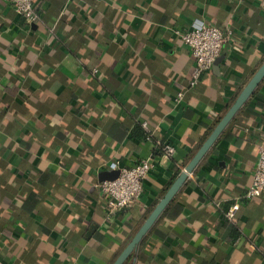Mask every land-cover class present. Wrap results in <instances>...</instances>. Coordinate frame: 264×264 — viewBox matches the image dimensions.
Returning a JSON list of instances; mask_svg holds the SVG:
<instances>
[{"label": "crops", "instance_id": "obj_1", "mask_svg": "<svg viewBox=\"0 0 264 264\" xmlns=\"http://www.w3.org/2000/svg\"><path fill=\"white\" fill-rule=\"evenodd\" d=\"M35 1L29 25L0 0V264H110L263 64L264 0ZM195 20L226 41L191 88L176 33ZM249 103L126 264H264V195L244 199L264 110ZM146 159L142 199L108 222L100 175Z\"/></svg>", "mask_w": 264, "mask_h": 264}, {"label": "built area", "instance_id": "obj_2", "mask_svg": "<svg viewBox=\"0 0 264 264\" xmlns=\"http://www.w3.org/2000/svg\"><path fill=\"white\" fill-rule=\"evenodd\" d=\"M9 3L16 13L23 17L27 24L35 25L40 22L39 11L34 6L33 0H3ZM181 43L185 45L195 61V69L189 82L191 88L210 73L221 55L225 37L223 31L216 26H209L206 22L195 20L187 32L179 33ZM180 94L179 98L182 99ZM149 134L147 141L152 142L153 134L148 124H142ZM162 154L167 159L176 155V148L167 142L156 141ZM155 165L151 160H141L132 167H123L118 162H113L109 171H119V177L113 181H103L98 186L106 199L107 221H113L123 211L133 208L143 197L144 183ZM264 195V146L259 149L258 164L253 173V181L250 188L244 194L245 200H251ZM239 205H233L225 213L228 221H236Z\"/></svg>", "mask_w": 264, "mask_h": 264}, {"label": "water", "instance_id": "obj_3", "mask_svg": "<svg viewBox=\"0 0 264 264\" xmlns=\"http://www.w3.org/2000/svg\"><path fill=\"white\" fill-rule=\"evenodd\" d=\"M222 59H218L214 65V69H218ZM264 83V62L241 91L236 98L235 102L229 108L224 117L214 127L211 134L208 136L206 141L201 145L199 150L195 153L191 161L185 167L184 171L177 177L170 188L167 190L163 198L159 201L153 211L150 213L148 218L145 220L141 228L134 235L132 240L123 249L120 255L117 257L113 264H126L133 255L138 251L144 239L155 227L157 222L164 215L166 210L172 205L177 198L180 191L187 183L190 176H192L200 164L205 160L210 151L218 143L222 135L225 133L227 128L236 119L238 114L245 108V106L252 99L257 90ZM119 177V171H112L102 173L100 175V181H113Z\"/></svg>", "mask_w": 264, "mask_h": 264}, {"label": "trees", "instance_id": "obj_4", "mask_svg": "<svg viewBox=\"0 0 264 264\" xmlns=\"http://www.w3.org/2000/svg\"><path fill=\"white\" fill-rule=\"evenodd\" d=\"M33 3H34V6L36 7V9L38 8V5L36 4V1L35 0H33ZM208 24V23H207ZM209 26H212L211 24H208ZM255 101H256V107H262V109L264 110V98L260 95V91H259V89L257 90V92L254 94V96L252 97ZM248 107H250V103H248L246 106H245V108H244V111H246V110H248ZM143 123H147L148 124V126H149V123L147 122V121H145V122H143ZM142 123V124H143ZM142 126V125H141ZM230 127V126H229ZM143 128V127H142ZM143 130H144V128H143ZM212 130V129H211ZM228 130H229V128H228ZM151 131V130H150ZM152 132V131H151ZM228 132V131H227ZM144 135H145V137H146V139H147V137L149 136V134L144 130ZM226 134V133H225ZM227 136L229 135V134H226ZM152 141H154V137H152ZM157 144V143H156ZM156 149L157 150H159V152L161 153L162 151H161V148L160 147H156ZM0 173H1V171H0ZM180 174V172H178L177 173V175H179ZM174 182V181H173ZM173 182L168 186V188L167 189H169L170 188V186L173 184ZM175 203H173L172 205H171V207L174 205ZM156 205H157V203L154 205V206H152L151 208H150V210L147 212V214L145 215V218H148V216L150 215V213L153 211V209L156 207ZM169 209L170 208H168L167 210H166V212L164 213V215L162 216V218L165 216H167L168 215V211H169ZM235 230H233L234 231V237H237L238 236V232H237V229L236 228H234ZM132 238H133V235H131L130 237H129V239L127 240V243H129L131 240H132ZM117 257H118V255H116V256H114L113 258H112V261L110 262V264H113L114 262H115V260L117 259Z\"/></svg>", "mask_w": 264, "mask_h": 264}]
</instances>
